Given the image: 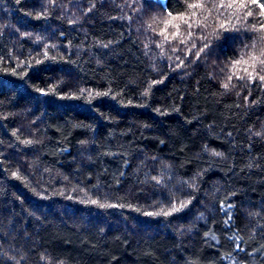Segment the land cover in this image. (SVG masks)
Segmentation results:
<instances>
[{"label":"trees","instance_id":"obj_1","mask_svg":"<svg viewBox=\"0 0 264 264\" xmlns=\"http://www.w3.org/2000/svg\"><path fill=\"white\" fill-rule=\"evenodd\" d=\"M260 5L0 0V264H264Z\"/></svg>","mask_w":264,"mask_h":264},{"label":"snow or ice","instance_id":"obj_2","mask_svg":"<svg viewBox=\"0 0 264 264\" xmlns=\"http://www.w3.org/2000/svg\"><path fill=\"white\" fill-rule=\"evenodd\" d=\"M252 2L255 3L256 0H252ZM219 6H220V7H223L222 4L219 5ZM231 6H232L231 4L228 5V7H231ZM198 7H202V5H200V4H189V8H198ZM260 7H261L262 9H264V5H260ZM168 15L171 16L172 14H171V13H168ZM249 15H251V13H249ZM173 19H176V18L173 17ZM180 19L184 20L185 17H184V16H181ZM185 22H186V21H185ZM189 27H191V25H189ZM262 30H264V29H262ZM160 34H161V35H164V32L162 31ZM166 38H167V37H166ZM180 42L183 43L184 40L181 39ZM261 56H264V50L261 51ZM250 59H252L253 61H255V60H257L258 58H257L256 56L253 55V56L250 57ZM242 62H243V63H247L246 61H243V59L241 58V60H237V61L235 62V64H240V63H242ZM260 63H261V64H264V59L260 60ZM244 71L247 72V69L245 68ZM248 75L251 77L252 74H251V73H248ZM229 79H231V77H229ZM259 79H260L261 81H264V76H259ZM224 87L227 88L228 85L225 84ZM94 203H95V202H94ZM174 210H175V209H174ZM164 214L167 215L168 213H164Z\"/></svg>","mask_w":264,"mask_h":264}]
</instances>
